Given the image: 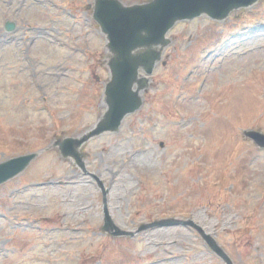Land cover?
Listing matches in <instances>:
<instances>
[{
	"label": "rangeland",
	"instance_id": "374dc122",
	"mask_svg": "<svg viewBox=\"0 0 264 264\" xmlns=\"http://www.w3.org/2000/svg\"><path fill=\"white\" fill-rule=\"evenodd\" d=\"M93 1L0 0V163L40 154L0 187V264H226L186 226L104 234L105 208L126 232L193 220L232 264H264V150L244 135L264 133V0L171 30L143 107L81 149L106 197L52 149L107 109Z\"/></svg>",
	"mask_w": 264,
	"mask_h": 264
},
{
	"label": "water",
	"instance_id": "95a60500",
	"mask_svg": "<svg viewBox=\"0 0 264 264\" xmlns=\"http://www.w3.org/2000/svg\"><path fill=\"white\" fill-rule=\"evenodd\" d=\"M259 1L154 0L148 4L127 7L119 0H96L93 17L107 38V49L111 55L108 61L111 81L107 84L104 94L108 111L81 139L58 141L54 147L59 148L64 158L73 159L84 170L83 156L80 153L82 145L102 134L118 132L124 118L142 107V93L148 88L149 80L141 78L139 70L143 69L148 76L153 73L155 66L162 59L164 48L170 45L166 35L176 23L202 15L215 21H223L233 11L249 8ZM14 29L13 24L7 26L8 31ZM141 50L143 52L139 53ZM246 136L264 148V135L249 132ZM36 157L37 154H33L0 164V185L22 173ZM103 192L106 197L107 191L103 189ZM180 225L198 231L215 254L227 264H232L217 242L192 221L162 220L141 226L136 233L151 228ZM104 231L114 237L136 234L118 229L107 210Z\"/></svg>",
	"mask_w": 264,
	"mask_h": 264
},
{
	"label": "flooded vegetation",
	"instance_id": "af4514ba",
	"mask_svg": "<svg viewBox=\"0 0 264 264\" xmlns=\"http://www.w3.org/2000/svg\"><path fill=\"white\" fill-rule=\"evenodd\" d=\"M17 26V25H16ZM4 33L5 34H15L16 35V33H17V27H16V30H14L13 32H7L6 30H5V26H4ZM2 44H0L2 47H4L5 46V44L3 43V42H1ZM5 43H6V41H5ZM0 46V47H1ZM4 49H6V48H4ZM7 76V75H6Z\"/></svg>",
	"mask_w": 264,
	"mask_h": 264
}]
</instances>
